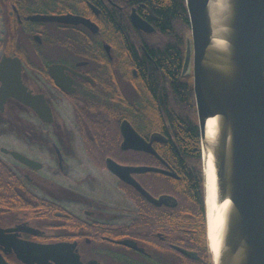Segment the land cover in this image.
<instances>
[{
  "label": "flooded vegetation",
  "instance_id": "1",
  "mask_svg": "<svg viewBox=\"0 0 264 264\" xmlns=\"http://www.w3.org/2000/svg\"><path fill=\"white\" fill-rule=\"evenodd\" d=\"M36 13L83 17L96 29L83 23L28 18ZM133 14L153 29L136 27ZM155 32L157 27L147 18L143 0H0V60L3 56L20 60L22 83L31 93L42 94L51 112V120H44L12 97H7L0 109V164L11 171L0 172V254L8 264H38L18 258L14 245L57 242L74 243L72 252L84 264L91 260L101 264H169V248L173 261L182 255L199 259L198 264H209L210 254L203 258L183 246V241L170 238L164 227L170 210L178 204L175 194L167 191L168 177L174 186L185 177L202 186V164L195 172L187 164L184 171L157 150V144L162 149L168 144L162 129L169 121L159 103L165 93L154 94L141 74L146 58L151 60L149 48L154 46L150 34ZM180 34L184 50L176 82L177 86L188 84L193 93L192 62L183 70V29ZM52 65L61 69L50 72ZM173 73H177L176 65ZM168 84L163 76L161 85L168 89ZM92 104L113 116L129 112L132 121L122 118L119 132L121 121L126 119L150 142L156 155L135 147L123 148L120 132V140L111 142L112 151L101 152L105 167L96 166L82 140L75 113L78 109V115H84ZM152 134L159 137L151 141ZM137 154L152 157L138 161ZM107 158L125 166L167 171H131L130 176L156 199L172 196L171 203L146 199L107 168ZM105 171L112 177L109 185L100 177ZM133 190L150 204L139 205ZM9 191L16 196L10 206ZM121 240L134 241L143 250Z\"/></svg>",
  "mask_w": 264,
  "mask_h": 264
},
{
  "label": "water",
  "instance_id": "2",
  "mask_svg": "<svg viewBox=\"0 0 264 264\" xmlns=\"http://www.w3.org/2000/svg\"><path fill=\"white\" fill-rule=\"evenodd\" d=\"M189 19L183 70L192 62V83L199 129L202 186L209 264H264V0H185ZM34 21L83 23L89 19L63 14H32ZM136 27H153L138 14ZM61 69L60 65H52ZM7 97L30 106L44 120H51L42 94H33L20 78V60H0V109ZM122 147L144 149L156 155L150 142L124 119L120 123ZM213 135V137H212ZM152 134L150 140L157 139ZM14 157H18L13 152ZM107 168L133 185L154 203H171L172 196L152 197L131 171H167L152 166H125L111 158ZM213 173V200L217 212L214 247L208 236L207 178ZM120 242L138 250L129 240ZM74 243H32L14 245L18 258L26 263L84 264L72 252ZM180 252H190L177 247ZM34 253V254H33ZM0 264H8L0 254ZM87 264H101L91 260Z\"/></svg>",
  "mask_w": 264,
  "mask_h": 264
},
{
  "label": "trees",
  "instance_id": "3",
  "mask_svg": "<svg viewBox=\"0 0 264 264\" xmlns=\"http://www.w3.org/2000/svg\"><path fill=\"white\" fill-rule=\"evenodd\" d=\"M143 3L147 9V18L157 27V32L150 34L151 45L154 47L149 48V54L151 60L157 64L158 70H156L151 60L146 58V64H142L141 74L154 94L165 93L162 96L163 101L159 99V103L160 108L166 112L169 121L168 127L162 129L167 136V149H162L158 144L156 147L162 156L165 155L166 158L175 162L184 171H186L188 164L195 172V168L200 167L201 151L196 111L192 107L194 96L188 84L184 83L182 86H177L176 82L184 50L180 41V31L183 29V32L186 33L189 30L185 0H143ZM174 65L177 66L176 74L173 73ZM163 76L169 80L168 89L161 85ZM76 111L81 137L87 144L90 158L96 166L105 167L100 157L102 156L101 152L106 149L112 151L113 145L111 146V142L120 140L118 124L124 117L132 121L129 112L122 111L119 115L113 116L102 110L97 104L89 105L82 116L78 115V109ZM143 133L145 134V132ZM103 142H107L108 145H100ZM112 154L115 156L114 152ZM136 157L140 161L139 158L152 156L137 154ZM0 172L11 173L3 164H0ZM11 178L9 177L10 181ZM185 178L179 185L175 182L176 186H174V180L168 177L167 191L175 194L178 204L176 208L170 210L166 220L167 224L164 227H166L170 238L183 241V246L196 250L198 255L206 258L209 255V250L206 238L202 186L198 181L192 182L190 178ZM125 188L129 189L128 187ZM134 193L139 205L150 204L140 193L137 191H134ZM15 198L16 196L10 192L8 196L9 206ZM1 206L2 203L0 202ZM168 255L169 264L199 263V259L194 260L182 255L179 256L178 261H173L174 258L170 248Z\"/></svg>",
  "mask_w": 264,
  "mask_h": 264
},
{
  "label": "bare ground",
  "instance_id": "4",
  "mask_svg": "<svg viewBox=\"0 0 264 264\" xmlns=\"http://www.w3.org/2000/svg\"><path fill=\"white\" fill-rule=\"evenodd\" d=\"M213 137V135H212ZM207 178V219H208V236L209 241L212 246L214 247V224L216 223L217 219V212L215 210V204L213 200V173L210 166H208L206 172Z\"/></svg>",
  "mask_w": 264,
  "mask_h": 264
},
{
  "label": "rangeland",
  "instance_id": "5",
  "mask_svg": "<svg viewBox=\"0 0 264 264\" xmlns=\"http://www.w3.org/2000/svg\"><path fill=\"white\" fill-rule=\"evenodd\" d=\"M187 33H189V30H188V32L185 33V36H186ZM69 113H70V112H69ZM89 166H90V163H89ZM91 166H92V165H91ZM95 174H96V173H95ZM100 177H101L102 179H104V182H105L106 185H109V184H108L109 181L112 180L111 175L108 174L106 171L103 172V174L101 173V174H100ZM109 188H110V187H109Z\"/></svg>",
  "mask_w": 264,
  "mask_h": 264
}]
</instances>
